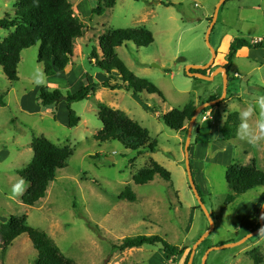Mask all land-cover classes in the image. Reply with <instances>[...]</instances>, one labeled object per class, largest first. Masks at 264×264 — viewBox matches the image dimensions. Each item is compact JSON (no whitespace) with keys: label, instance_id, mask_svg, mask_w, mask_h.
<instances>
[{"label":"rangeland","instance_id":"rangeland-1","mask_svg":"<svg viewBox=\"0 0 264 264\" xmlns=\"http://www.w3.org/2000/svg\"><path fill=\"white\" fill-rule=\"evenodd\" d=\"M68 1L75 17L84 25V34L74 41L73 58L64 72L52 78L44 75L45 83L35 85L37 69L43 72L37 62L38 44L21 52L16 82H9L0 67V96L4 103L0 107V224L12 215L26 216L28 226L46 233L74 264H184L188 252L206 232L208 221L197 209V200L189 187L184 163L187 133L172 131L159 116L180 109L189 101L199 106L222 95L220 71L214 73L211 81L186 74L188 66H205L211 59L205 35L220 0H116L115 6L101 16L93 14L98 0ZM100 1L102 4L103 0ZM168 3L172 6H165ZM13 11L12 0H0V19L12 16ZM138 27L150 31L154 42L145 48L127 43L116 53L136 77L154 84L163 100L155 95L135 96L124 90L105 89L101 101L90 97L71 104L70 109L80 118L71 129L67 128L64 101L48 109L39 104L38 90L42 86L66 94L79 89L85 75L97 82L95 75L100 74L107 81L90 61L92 47L100 55L98 38L106 31ZM8 35V31L0 29V42ZM238 38L264 40V0L223 3L209 35L216 59L204 70L207 76L225 65L229 45ZM243 51L230 69L225 100L212 108L213 122L219 120L217 115L233 112L240 118L241 111L264 96V47ZM235 72L238 78L233 77ZM99 102L125 113L147 129L151 141L157 144L156 150L138 155L116 141L97 142L94 136L101 129ZM200 118L193 125L188 154L193 181L212 218L213 230L194 250L192 264H203L204 257L205 264H254L248 255L254 249L263 257L264 264L261 233L240 246L214 249L221 243H236L249 234L240 218L244 208H258L251 229L259 222L264 201L256 200L264 193V187L225 205L226 197L232 193L225 181V170L246 165L248 155L264 172V145L257 148L241 142L237 136L239 127L236 138L230 141H222L220 130L214 125L210 135L198 137L195 128L200 125ZM209 123L212 122L206 125ZM185 127L187 131L188 124ZM38 137L58 147H69L72 155L67 167L59 170L55 181L49 184L45 197L29 207L20 202L22 195L13 198L11 189L21 180L19 172L31 161L30 143ZM150 160L170 173V181L155 176L152 182L134 185L132 177ZM125 187L135 195L134 202L118 199ZM139 235L159 236L187 250L180 258L169 261L160 246L111 253L113 245ZM4 253L2 258L0 250V264H32L36 257L25 234L10 243Z\"/></svg>","mask_w":264,"mask_h":264},{"label":"trees","instance_id":"trees-1","mask_svg":"<svg viewBox=\"0 0 264 264\" xmlns=\"http://www.w3.org/2000/svg\"><path fill=\"white\" fill-rule=\"evenodd\" d=\"M12 1L14 4L12 16H5L0 19V29L9 32V35L0 42V67L6 79L9 82L18 80L17 68L20 62V54L36 44L39 45L37 62L42 65L43 74L47 78H52L56 74L64 72L73 58L74 41L82 38L84 34V25L75 17L71 3L68 0ZM115 4L116 0H103L102 4L98 0L93 14L101 16L105 10L112 9ZM165 6L172 5L168 3ZM153 42L152 33L143 27L106 31L98 38L100 55L97 48L92 47L90 61H93L94 67L105 75L107 81L95 82L91 76L85 75L83 85L73 93L68 92L66 94H63L60 89L50 90L48 87L42 86L38 90L37 101L43 108L48 109L57 106L61 102V98L65 97L67 128L71 129L80 122V118L70 109L71 104L94 97L96 91L100 89H108L112 92L124 90L135 96L141 94L155 95L163 100L159 89L148 80L136 77L116 53L117 48L127 43H132L138 48H145ZM263 47L264 40L251 42L241 38L234 39L229 45L228 53L225 56L226 63L223 66L227 75L240 49H262ZM190 72L195 71L190 70ZM199 72L206 75L205 71ZM227 80L229 83V78ZM109 81H113L114 84L111 85ZM3 106V99L0 96V107ZM197 107L195 102L189 101L182 108L172 109L167 114L160 115L159 118L172 131L186 134L185 126L193 117ZM212 108L204 109L199 116L202 117ZM97 116L101 123V129L94 136L97 142L116 141L138 155L142 152L153 153L156 150L157 144L151 141L147 129L131 120L125 113L98 103ZM239 125L240 118L237 112L227 114L219 131L220 139L222 141L234 140ZM30 148L33 153L32 159L19 172L20 178L25 181L26 185L20 202L24 206L33 207L45 197L47 188L51 182L55 181L57 172L67 167V161L71 157L72 151L69 147H58L44 137L33 138ZM191 173L193 176L192 168ZM155 176L166 182H169L171 178L167 170L155 161L150 160L146 167L134 174L132 182L138 186L145 185L152 182ZM225 181L232 192L224 201L225 205H229L237 200L239 196L245 195L256 188L264 187V172L255 164L252 167L229 166L225 170ZM135 198L129 187H125L118 196L119 200L129 202H134ZM197 209L200 210V207H197ZM258 228L259 223L253 229H250L247 234ZM24 234L28 237L36 252L32 264H74L71 259L66 258L60 252L46 233L28 226L26 216L12 215L9 216L6 223L0 224L2 258L10 243ZM153 246H160L161 253L168 261L180 258L183 252L187 250L186 247L173 246L159 236L139 235L125 238L119 245H113L111 253ZM190 253L188 252L184 264H187ZM248 255L253 259L254 264L262 263L263 257L259 255L256 249L249 251Z\"/></svg>","mask_w":264,"mask_h":264},{"label":"water","instance_id":"water-1","mask_svg":"<svg viewBox=\"0 0 264 264\" xmlns=\"http://www.w3.org/2000/svg\"><path fill=\"white\" fill-rule=\"evenodd\" d=\"M226 0H220L217 5H216V8L214 10V14L212 16V21L210 23V26L206 32V35H205V39H206V45L209 47L210 51H211V59L209 61V63L205 66H188L186 68V74L189 76V77H192V78H197V79H201V80H205V81H211L214 77V73L217 72V71H220L222 76H223V91H222V95L213 100V101H210V102H206V103H203L201 105H199L195 111H194V115L193 117L191 118V120L189 121L188 123V128H187V135H186V140H185V144H184V163H185V169H186V174H187V178H188V182H189V187L190 189L192 190L196 200H197V203H198V206L200 207V210L202 211V213L204 214V216L206 217L207 221H208V229L206 230V232L202 235V237L196 242V244L193 246V250L192 252L190 253V257H189V260L187 262V264H192V258H193V253H194V250L196 249V247L205 239V237H207L209 235V233L213 230V221H212V218L209 214V212L207 211L206 207L204 206L200 196H199V193L197 191V188L195 186V183L193 181V177H192V173H191V168H190V162H189V145H190V142H191V135H192V128H193V125L195 123V120L196 118L198 117V115L206 108L208 107H213L217 104H219L220 102L224 101V99L226 98V95H227V85H228V80H227V73H226V69L223 68V67H220V68H217L210 76H207V75H203L202 73H200L199 71H204L206 70L207 68H209L210 66H212L215 62V59H216V53L215 51L212 49L211 45H210V42H209V35L211 33V30H212V27H213V24L215 23L216 21V18H217V15H218V12H219V9L221 7V5L225 2ZM190 70H193L195 72H190ZM60 101H66V98L63 97L61 98ZM259 228L251 233H249L248 235H246L243 239L239 240L238 242L236 243H233V244H225V245H220L214 249H225V248H231V247H237V246H240L242 244H244L247 240H249L251 237H253L254 235H257L259 233H261V230L264 229V208L260 211L259 213ZM205 258L204 257V260H203V264H205Z\"/></svg>","mask_w":264,"mask_h":264},{"label":"clouds","instance_id":"clouds-1","mask_svg":"<svg viewBox=\"0 0 264 264\" xmlns=\"http://www.w3.org/2000/svg\"><path fill=\"white\" fill-rule=\"evenodd\" d=\"M33 79L37 86L45 83L44 74L39 69H37ZM257 108L259 109L258 113ZM240 120L241 123L237 133L238 139L257 148L264 145V96L257 97L255 105L249 104L245 110L241 111ZM24 190L25 181L21 179L11 189L13 198L22 195ZM261 191L264 192V189H261ZM261 235L264 236V229L261 230Z\"/></svg>","mask_w":264,"mask_h":264},{"label":"crops","instance_id":"crops-1","mask_svg":"<svg viewBox=\"0 0 264 264\" xmlns=\"http://www.w3.org/2000/svg\"><path fill=\"white\" fill-rule=\"evenodd\" d=\"M118 49V48H117ZM116 49V50H117ZM245 48H242V49H240L238 52H237V54H236V57L237 56H241L242 54V52H244L243 50H244ZM234 62V61H233ZM222 67V66H221ZM235 74H237V76H235ZM227 77L229 78V74L227 75ZM233 77H236V78H238L239 76H238V73H233ZM95 78L97 79V82L99 81V83H102V82H104L103 80V76H101L100 74H96L95 75ZM228 86V85H227ZM104 90L105 89H100V90H98V91H96V93H95V96H94V98L95 99H99L98 101H101V96L104 94ZM119 91V90H118ZM112 92V91H111ZM113 92H115V91H113ZM100 103V102H99ZM217 115V114H216ZM212 116H213V110L211 109L209 112H207V113H205L200 119H201V122H200V125L199 126H197L195 129H197V131H196V133H197V135H198V137L202 134V136H207V134L208 135H210L209 133L211 132L210 130H211V128H212V126L214 125V127L216 128L217 126H218V131L220 130V128L222 127V121H224V119H225V116H222V117H219L218 115H217V117H218V119L219 120H217L216 122H213L214 121V119H212ZM197 119H198V117H197ZM196 121L197 120H195V124H196ZM208 121H210V122H212V123H209V124H207L206 125V123L208 122ZM207 142V141H206ZM247 155V153L245 154V156ZM246 165H244V166H241V165H239V166H241V167H252L254 164H255V160H253V159H251V158H249V156L247 155V160H246ZM231 189V188H230ZM256 201H258V203L259 202H261V201H264V193L262 194V195H260L258 198H257V200ZM257 207H259V206H257ZM258 209V208H257ZM257 209H254V206H251L250 205V209L248 208V207H246V208H244L242 211H241V216H240V218L242 217V223L244 224L245 223V227L244 228H246L248 231H250V229H251V227H253V225H254V217H255V215L257 214ZM256 226V225H255Z\"/></svg>","mask_w":264,"mask_h":264},{"label":"built area","instance_id":"built-area-1","mask_svg":"<svg viewBox=\"0 0 264 264\" xmlns=\"http://www.w3.org/2000/svg\"><path fill=\"white\" fill-rule=\"evenodd\" d=\"M261 41H262V39H258V40H255L253 42H261ZM235 76H237V74H235Z\"/></svg>","mask_w":264,"mask_h":264}]
</instances>
